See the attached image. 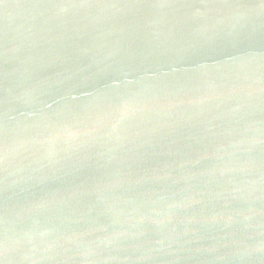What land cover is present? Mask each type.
I'll list each match as a JSON object with an SVG mask.
<instances>
[{"label": "water", "instance_id": "water-1", "mask_svg": "<svg viewBox=\"0 0 264 264\" xmlns=\"http://www.w3.org/2000/svg\"><path fill=\"white\" fill-rule=\"evenodd\" d=\"M0 264H264V0H0Z\"/></svg>", "mask_w": 264, "mask_h": 264}]
</instances>
